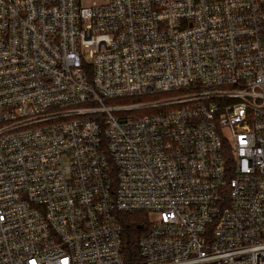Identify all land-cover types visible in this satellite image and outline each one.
I'll return each instance as SVG.
<instances>
[{"label": "built area", "instance_id": "obj_1", "mask_svg": "<svg viewBox=\"0 0 264 264\" xmlns=\"http://www.w3.org/2000/svg\"><path fill=\"white\" fill-rule=\"evenodd\" d=\"M0 264H264V0H0Z\"/></svg>", "mask_w": 264, "mask_h": 264}, {"label": "trees", "instance_id": "obj_2", "mask_svg": "<svg viewBox=\"0 0 264 264\" xmlns=\"http://www.w3.org/2000/svg\"><path fill=\"white\" fill-rule=\"evenodd\" d=\"M121 221L125 256L134 263L138 258V242L145 229V213H127L122 216Z\"/></svg>", "mask_w": 264, "mask_h": 264}, {"label": "rangeland", "instance_id": "obj_3", "mask_svg": "<svg viewBox=\"0 0 264 264\" xmlns=\"http://www.w3.org/2000/svg\"><path fill=\"white\" fill-rule=\"evenodd\" d=\"M92 0H83V3H90ZM153 217V216H152Z\"/></svg>", "mask_w": 264, "mask_h": 264}]
</instances>
